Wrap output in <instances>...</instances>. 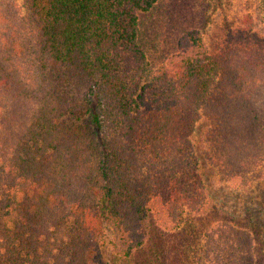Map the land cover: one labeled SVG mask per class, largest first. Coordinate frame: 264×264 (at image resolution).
<instances>
[{
	"label": "trees",
	"instance_id": "trees-1",
	"mask_svg": "<svg viewBox=\"0 0 264 264\" xmlns=\"http://www.w3.org/2000/svg\"><path fill=\"white\" fill-rule=\"evenodd\" d=\"M22 1L0 0V264H107V229L126 264H264L194 143L205 115L222 181L264 180V39L230 31L212 55L178 20L150 73L140 25L160 0Z\"/></svg>",
	"mask_w": 264,
	"mask_h": 264
},
{
	"label": "rangeland",
	"instance_id": "rangeland-1",
	"mask_svg": "<svg viewBox=\"0 0 264 264\" xmlns=\"http://www.w3.org/2000/svg\"><path fill=\"white\" fill-rule=\"evenodd\" d=\"M18 4L24 13L23 1L18 0ZM184 8L189 11L182 18ZM178 20L184 22L179 24L181 26H195L202 31L212 55L218 51L230 31L247 28L255 36L264 39L263 0H160L154 10L142 18L140 25V43L146 52L150 73L165 63L168 56V30ZM211 128L210 119L202 115L194 133L196 155L211 197L218 206L234 216L251 215L254 223L262 228L264 240V180L241 190L223 182L212 161L214 153L209 141ZM200 227L199 221L187 222V231H196ZM107 230L101 245L105 261L107 264H126L115 257L114 237L111 229ZM166 249L168 251V243ZM200 250L201 245L192 247V258Z\"/></svg>",
	"mask_w": 264,
	"mask_h": 264
}]
</instances>
